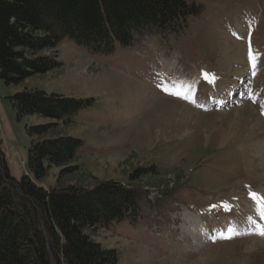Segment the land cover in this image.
<instances>
[{
  "label": "rangeland",
  "instance_id": "1",
  "mask_svg": "<svg viewBox=\"0 0 264 264\" xmlns=\"http://www.w3.org/2000/svg\"><path fill=\"white\" fill-rule=\"evenodd\" d=\"M188 1L203 8L177 37L141 36L107 54L65 39L40 53L57 68L18 84L0 76V149L21 178L33 141L71 135L83 141L77 169L66 175L52 166L44 187H141L146 199L134 222L90 232L118 252V264H264V207L251 195L264 190V0ZM244 31L240 60L233 38ZM186 82L198 98L186 97ZM25 88L90 102L41 136L30 128L54 120L18 114L12 96ZM140 167L153 173L135 181ZM187 212L206 221L201 246L188 234Z\"/></svg>",
  "mask_w": 264,
  "mask_h": 264
},
{
  "label": "trees",
  "instance_id": "2",
  "mask_svg": "<svg viewBox=\"0 0 264 264\" xmlns=\"http://www.w3.org/2000/svg\"><path fill=\"white\" fill-rule=\"evenodd\" d=\"M202 8L188 0H0V76L7 84H18L57 68L56 59L40 53L56 49L65 39L107 54L117 44L133 45L141 36L177 37ZM12 99L20 116L54 120L30 128L41 136L70 122L90 102L40 88H25ZM82 146L83 141L71 135L33 141L29 174L21 178L12 175L0 149V264L119 263L118 252L104 248L90 232L134 222L146 199L142 188L117 180L93 189L41 184L52 166L60 167L62 174L74 173ZM135 172L131 178L139 181L153 169ZM182 179L177 176L175 183Z\"/></svg>",
  "mask_w": 264,
  "mask_h": 264
},
{
  "label": "bare ground",
  "instance_id": "3",
  "mask_svg": "<svg viewBox=\"0 0 264 264\" xmlns=\"http://www.w3.org/2000/svg\"><path fill=\"white\" fill-rule=\"evenodd\" d=\"M244 25H245V22H242L241 20L237 21V26L240 28L241 32L243 31V28L245 27ZM245 36H246V34L244 31L243 34H241V33L239 34L237 39L233 38V40L235 39L234 41H236L235 47L237 46V52L234 51V49L236 50V48L234 47V49L232 50V54L234 57H236L240 60H242V59L244 60V58L247 57V54H246L247 51H246V48L244 47V43L242 42V41H244L243 39ZM245 41H246V39H245ZM248 54H249V51H248ZM182 90L183 91L188 90L186 93V97L189 99H193L194 97H196V98L199 97V95H197L198 92H197L196 85H192V86L188 87V83L186 82L185 85L183 86ZM167 110H170V109L167 108ZM261 146H264V141L261 144ZM256 194L259 198L256 200L257 203L259 204L260 207H264V190H261L260 192H258ZM187 213L188 214L186 215L185 220L190 224V227H191L188 231V234L191 238H194V240L196 241V243H198L199 246H201V244H203L209 237V233L206 231V229H204L205 228L204 223H206V221L203 219L201 214H195V213L192 214L190 212H187Z\"/></svg>",
  "mask_w": 264,
  "mask_h": 264
},
{
  "label": "snow or ice",
  "instance_id": "4",
  "mask_svg": "<svg viewBox=\"0 0 264 264\" xmlns=\"http://www.w3.org/2000/svg\"><path fill=\"white\" fill-rule=\"evenodd\" d=\"M251 195H252V198H253L254 200L259 199L258 196H257V194L253 193V194H251ZM229 231H232V230L229 229ZM260 234H261V235H264V230H262Z\"/></svg>",
  "mask_w": 264,
  "mask_h": 264
}]
</instances>
